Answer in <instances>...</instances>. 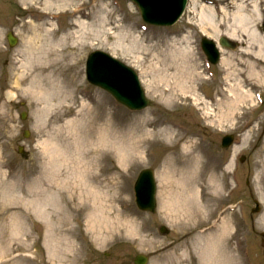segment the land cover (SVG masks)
I'll list each match as a JSON object with an SVG mask.
<instances>
[{
  "label": "rangeland",
  "instance_id": "374dc122",
  "mask_svg": "<svg viewBox=\"0 0 264 264\" xmlns=\"http://www.w3.org/2000/svg\"><path fill=\"white\" fill-rule=\"evenodd\" d=\"M85 1L87 10L92 9L94 13L98 9L95 5H108L106 9L113 10L109 18L113 24L110 25L117 28L108 41L103 37V40H90L92 42L89 41L85 48L78 66L82 85L78 99L75 96L77 101H46L45 104L49 102L52 108L44 113L39 110L43 103L17 90L12 89L15 91L13 97H7L12 81L8 63L17 58L15 54L23 34L16 23L20 10L13 3L0 0V19L13 15L16 18L12 25L8 23L9 26L0 27V264H133L132 259L137 253L149 255L147 264H162L173 251L183 255L180 264H197L198 258L191 242L196 235V217L188 216L190 209L187 210V206L177 207L172 212L164 210L162 206L159 172L170 156L168 149L172 148V139L158 141L154 138L148 151L136 158L127 156V149H131L133 137L136 136L138 120L142 123L146 119L155 124L144 127L147 130L172 124L178 133L172 137V143L177 147L184 142H198L197 150L202 155L199 166L205 170L204 178L212 185L215 202L210 206L216 208L214 217L201 226L213 228L224 224L223 232L229 235L233 244H238L243 258L246 260L248 256L254 258L256 264H264V240L261 236L264 233V161L261 159L264 158V78L259 88L262 102L256 96H251L252 102L239 103L240 108L237 105L234 114L229 116L224 99L228 69L222 59L230 54L234 59L241 53L246 56V39L238 37L235 49H221L222 59L214 65L206 64L199 46L202 34L215 40L225 35L223 33L229 28L231 15L240 0H214L210 4L188 0L184 13L170 27L145 24L136 6L127 0ZM194 1L196 10L192 9ZM246 1L259 4L260 18L252 15L250 25L254 23L264 36V0ZM202 5L213 10L216 24L220 23L216 35L207 24L204 30L200 27L198 12ZM250 7L245 2V10L252 14ZM65 19L61 17L60 24H64ZM7 31L17 38L13 46L7 43ZM114 36L119 44L114 43ZM173 42L176 44L173 45ZM173 46H187L189 53H193L183 55L190 60L189 64L196 65V69L193 68L196 79L191 83L194 91L186 92L185 87L184 92L175 87V100L166 103L159 97L158 90H168L175 83H172L174 78L171 76L176 72L168 67L170 60L167 57L173 52ZM93 49H103L137 71L151 100L147 108L130 111L108 93L86 81L84 60ZM147 81L158 89L155 93L148 91ZM185 85L190 83L186 81ZM194 94L200 98L198 104L195 103ZM181 102L189 104L185 106ZM82 105L88 106L85 111ZM247 105L249 108L246 112ZM22 110L28 111L24 123V128L29 131L26 138L22 137L19 126L18 113ZM109 124L110 141L116 142L117 146L123 145L125 149L118 156L115 147L101 148L105 155L103 162L97 169L90 167V174L97 176L92 184L93 201L90 197L84 198L82 193L83 198L72 199L70 210L59 194L54 193L56 190L51 181L43 187L47 191L34 193L36 178L49 160V150H58L54 160L58 167L54 176L46 175L50 171L45 175L47 178L53 176L55 180L59 177L62 179L68 171L65 163L61 164L63 156L60 150L68 157L67 146L76 141L77 134L88 128L96 137L95 133L103 132L102 129ZM227 132H234L236 140L230 147L222 148L220 139ZM19 145L23 146L21 153L18 152ZM241 155H245L242 163L238 161ZM232 157L233 165L229 171L226 164ZM147 166L154 169L157 186L154 213L137 209L133 197L135 177L141 168ZM194 192H197L196 188ZM190 197L195 201L196 193ZM255 200L260 210L252 212ZM39 205L45 210V215L37 213ZM94 214H106L124 228L121 227L116 238L101 241L96 233L100 216L97 218ZM161 224L168 228V233L159 232Z\"/></svg>",
  "mask_w": 264,
  "mask_h": 264
},
{
  "label": "bare ground",
  "instance_id": "6f19581e",
  "mask_svg": "<svg viewBox=\"0 0 264 264\" xmlns=\"http://www.w3.org/2000/svg\"><path fill=\"white\" fill-rule=\"evenodd\" d=\"M5 1L13 3L22 13L27 14L26 19L18 20L23 39L15 54L17 58L8 63V71L12 80L11 88L7 91L8 98L15 93L12 89L17 90L18 93L34 98L38 103H43L39 106V110L44 113L52 108V104L49 102L45 104L46 101H69V99L77 101L75 98L76 92L82 84V82L80 83L81 71L78 67L82 60V51L89 45L90 40H103L104 38L105 41H108L110 35L117 28V26L110 25L113 24L109 19L113 15V10H107L108 5L99 3L94 6L98 7L95 13L92 9L84 13L87 6L84 0ZM245 2L246 5L251 6L250 11L252 14L245 10ZM196 5V1H194L193 10H196ZM206 7L208 6L202 5L198 12L200 27L204 30L207 24L212 28L213 34L216 35L219 32L217 27L220 23L219 25L216 24L214 11ZM260 11L259 4L256 1L251 3L250 1L240 0L231 15L232 22L229 23V28H226L223 33L235 40L238 37H243L247 42L245 47L246 56L241 53L238 58L234 59L230 54V56L222 59V63L228 69L225 76L226 97L224 99L226 101V114L229 113V116L234 114L237 105L240 108L239 103L252 102L251 96H253L254 91L263 84L264 36L255 28L254 23L253 26L250 25L253 22L252 15L260 18ZM61 16L66 18L64 29L55 26ZM13 22L14 19H9V23ZM114 43L119 44L117 37ZM175 44L173 42V45ZM172 48L173 52L169 53L167 57L168 61L170 60V66L168 67L176 72V75L171 76L174 78L172 83L175 82L173 86L168 90L161 91L151 81H147L148 91L155 93V90H158L159 97L166 103H172L175 100V87H179L184 92L186 88V92L194 91L191 83L196 79L193 70V68L196 69V65L189 64L190 60L183 55L187 53L191 55L192 52L189 53L187 46L186 48L179 46H173ZM237 66L241 68H237ZM186 81L190 85L186 86ZM246 86L247 88H244ZM199 99L194 94L195 103H198ZM180 104L188 105L189 103L181 102ZM87 107V105H82L83 111ZM67 109H69V106ZM247 111L248 108L246 107ZM149 125L155 124L150 119H146L142 123L138 120L132 147L131 149L127 147L128 157L136 158L137 155L143 154L145 149L148 151L154 142V138L158 141L173 140L172 137L178 134L174 131L172 124H165L158 129H155V127L150 130L144 129ZM109 126L111 125L109 124L102 129L104 133L102 131L95 133L96 137H94V132L88 130V128H85L80 134L76 133V141L69 143L67 146V149H70H68V157L60 150L63 156L61 164L65 163V169L68 172L62 179L59 177V181L58 179L55 180V177L53 178L56 174L55 168L58 167L54 164L58 150L54 149L55 152H53V149L52 152L49 150V160L44 163L42 172L36 178L34 193L41 194L47 191L43 187L51 181L56 190L54 193L59 194L61 200H64L65 206L70 207V210H72L70 205L72 199L74 197L83 198L82 193H84V198L90 197L93 201L95 197L92 184L97 176L90 174V167L92 169L99 168L105 158L104 152H102L104 148H116L118 156L125 149L123 145L118 144L117 146L116 142L110 141ZM172 140L170 144L172 148L168 149L170 156L165 161L164 168L159 172L162 206L164 210L169 212L174 211L177 207L187 206L186 209H190L187 212L188 216L196 217V235L191 239V242L192 249L196 252L198 258L197 264H256L254 258L248 256L246 260L243 258L238 244H233L229 235L223 232L225 231L224 224L213 228L201 226L212 219L216 211L215 206H210L215 202L211 193L212 185L204 178L206 177L205 170H201L199 166L202 162V155L197 150L196 143L184 142L183 145L177 147V144L172 143ZM261 159L264 161L263 157ZM230 166L231 164L228 163L227 168H230ZM47 171H50V173L46 175L53 174V176L47 178L45 175ZM46 187L48 186L46 185ZM195 188L197 192H194ZM195 193L196 200L194 201L190 195ZM56 201H58L57 198ZM37 209L40 216L46 214L42 206L39 205ZM99 216L100 224H98L96 233L101 237V241L106 242L108 238H116L122 226L106 214L96 215L97 218ZM42 220L46 222L44 218ZM182 257L183 255H178L176 251H173L162 264H180Z\"/></svg>",
  "mask_w": 264,
  "mask_h": 264
},
{
  "label": "water",
  "instance_id": "95a60500",
  "mask_svg": "<svg viewBox=\"0 0 264 264\" xmlns=\"http://www.w3.org/2000/svg\"><path fill=\"white\" fill-rule=\"evenodd\" d=\"M139 6L145 20L154 24H171L180 15L185 0H134ZM11 42L14 40L10 38ZM219 43L233 47L234 44L226 37L221 36ZM203 48L210 60L215 62L218 52L214 43L206 38L202 40ZM100 61L101 64H100ZM88 77L91 81L101 84L111 91L118 100L131 108L143 105L144 98L137 77L133 70L117 60L101 52H95L88 60ZM230 136L223 138L224 144H228ZM154 179L150 169L142 170L135 183L136 203L142 209L154 210ZM164 231V228H161ZM147 257L138 254L134 258L135 264H144Z\"/></svg>",
  "mask_w": 264,
  "mask_h": 264
}]
</instances>
